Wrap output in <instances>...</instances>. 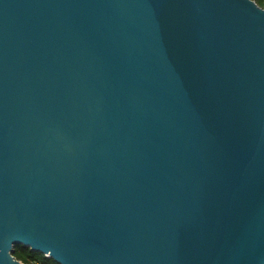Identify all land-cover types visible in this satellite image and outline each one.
<instances>
[{
	"label": "water",
	"instance_id": "1",
	"mask_svg": "<svg viewBox=\"0 0 264 264\" xmlns=\"http://www.w3.org/2000/svg\"><path fill=\"white\" fill-rule=\"evenodd\" d=\"M264 264V8L0 0V264Z\"/></svg>",
	"mask_w": 264,
	"mask_h": 264
},
{
	"label": "trees",
	"instance_id": "2",
	"mask_svg": "<svg viewBox=\"0 0 264 264\" xmlns=\"http://www.w3.org/2000/svg\"><path fill=\"white\" fill-rule=\"evenodd\" d=\"M14 255L17 259L26 264H31L33 261H40L43 264H59L54 259L42 253L32 251L31 249L26 248L23 245L16 246Z\"/></svg>",
	"mask_w": 264,
	"mask_h": 264
},
{
	"label": "snow or ice",
	"instance_id": "3",
	"mask_svg": "<svg viewBox=\"0 0 264 264\" xmlns=\"http://www.w3.org/2000/svg\"><path fill=\"white\" fill-rule=\"evenodd\" d=\"M257 3H259L261 8H264V0H256Z\"/></svg>",
	"mask_w": 264,
	"mask_h": 264
},
{
	"label": "built area",
	"instance_id": "4",
	"mask_svg": "<svg viewBox=\"0 0 264 264\" xmlns=\"http://www.w3.org/2000/svg\"><path fill=\"white\" fill-rule=\"evenodd\" d=\"M31 264H43L40 261H33Z\"/></svg>",
	"mask_w": 264,
	"mask_h": 264
}]
</instances>
